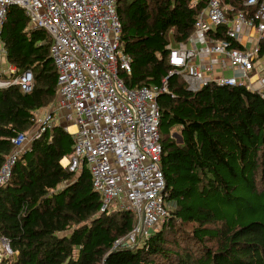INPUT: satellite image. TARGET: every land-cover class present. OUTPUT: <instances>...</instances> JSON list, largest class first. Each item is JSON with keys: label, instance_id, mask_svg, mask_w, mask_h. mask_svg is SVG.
<instances>
[{"label": "trees", "instance_id": "16d2710c", "mask_svg": "<svg viewBox=\"0 0 264 264\" xmlns=\"http://www.w3.org/2000/svg\"><path fill=\"white\" fill-rule=\"evenodd\" d=\"M191 1L117 0L131 57V73H121L128 88L160 87L169 76L168 44L186 41L208 4ZM224 1L236 11L256 10L244 0ZM225 32L220 27L217 36ZM1 37L8 63L30 69L34 86L0 89V168L11 138L29 131L36 111L57 99L58 79L53 39L30 25L23 8L10 7ZM168 87L174 96H158L159 131L165 201L173 206L162 227L141 245L113 249L134 216L100 212L88 167L71 172L61 164L73 155L74 139L57 123L31 141L0 184V238L11 250L0 264H264V99L215 83L192 92L178 75Z\"/></svg>", "mask_w": 264, "mask_h": 264}, {"label": "built area", "instance_id": "2783aa9c", "mask_svg": "<svg viewBox=\"0 0 264 264\" xmlns=\"http://www.w3.org/2000/svg\"><path fill=\"white\" fill-rule=\"evenodd\" d=\"M12 5L23 8L30 25L43 28L53 39L57 101L44 117L37 116L29 131L11 138L14 147L0 168V184L9 180L31 141L63 121L74 139V153L63 167L71 172H79L83 164L88 167L101 197L100 212L121 209L134 216L133 229L117 239L113 249L141 245L170 216L158 96L171 94L168 78L178 75L192 92L215 83L242 86L264 99V0H244L245 6L256 8L252 12L236 11L224 0H208L189 38L168 44L171 69L162 85L139 88H128L121 77L131 73V57L122 44L117 0H0V89L18 86L30 92L33 72H19L8 63L1 37ZM220 27L226 28V38L217 36ZM226 70L232 73L226 75ZM71 125L75 131L69 130Z\"/></svg>", "mask_w": 264, "mask_h": 264}, {"label": "rangeland", "instance_id": "374dc122", "mask_svg": "<svg viewBox=\"0 0 264 264\" xmlns=\"http://www.w3.org/2000/svg\"><path fill=\"white\" fill-rule=\"evenodd\" d=\"M171 42H172L173 44L175 43V41H173V40H171ZM3 60H4L3 63L5 64V66H7L6 59L4 58ZM0 67H1V65H0ZM56 101H57V100H55L52 104L48 105L47 107H48L49 109H53L54 104H55ZM44 116H45V114H41V115H40L41 118L44 117ZM40 117H38V118H40ZM62 124H63L64 126H67V124H66L65 122H62ZM70 131H72V130H70ZM167 204H168L169 210L172 209V206H173L172 204H173V203H169V202H168ZM185 243H188V241L185 242ZM10 254H11V250H10V248H9V246H8V244H7V242H6V240H5L4 238H0V262H1V260H2L3 258L8 257Z\"/></svg>", "mask_w": 264, "mask_h": 264}, {"label": "crops", "instance_id": "0c3cea01", "mask_svg": "<svg viewBox=\"0 0 264 264\" xmlns=\"http://www.w3.org/2000/svg\"><path fill=\"white\" fill-rule=\"evenodd\" d=\"M262 55H264V54H262ZM231 73H232V72H231L230 70H226V71H225V74H226V75H230ZM49 110H50V109H49L48 107H47V108H42V109H40V110H37V111H36L37 116L40 117L41 114H46ZM71 126H74V125H71ZM63 159H67V161H68V157H64ZM63 159H62V160H63ZM62 160H61V163H63Z\"/></svg>", "mask_w": 264, "mask_h": 264}, {"label": "bare ground", "instance_id": "6f19581e", "mask_svg": "<svg viewBox=\"0 0 264 264\" xmlns=\"http://www.w3.org/2000/svg\"><path fill=\"white\" fill-rule=\"evenodd\" d=\"M261 55H262V54H261ZM69 130L75 131V130H76V127H75V126H70V127H69ZM62 162H63L64 164H66V163H67V159H63Z\"/></svg>", "mask_w": 264, "mask_h": 264}]
</instances>
